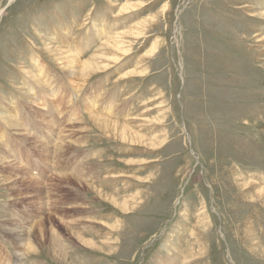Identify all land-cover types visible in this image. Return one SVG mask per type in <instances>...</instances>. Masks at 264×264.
<instances>
[{"label": "rangeland", "instance_id": "374dc122", "mask_svg": "<svg viewBox=\"0 0 264 264\" xmlns=\"http://www.w3.org/2000/svg\"><path fill=\"white\" fill-rule=\"evenodd\" d=\"M259 6L0 0V264H264Z\"/></svg>", "mask_w": 264, "mask_h": 264}, {"label": "bare ground", "instance_id": "6f19581e", "mask_svg": "<svg viewBox=\"0 0 264 264\" xmlns=\"http://www.w3.org/2000/svg\"><path fill=\"white\" fill-rule=\"evenodd\" d=\"M123 2V1H122ZM121 2V3H122ZM142 2V1H141ZM137 3V2H136ZM139 3V2H138ZM138 6L137 5H133L132 7L131 6H129V4L128 3H126V4H124L123 5V7L121 6V8H122V11H124V10H135L136 8H137ZM260 7V8H259ZM258 8H259V14H263L264 15V9L262 10V8H264V7H261V6H259ZM121 12V11H120ZM119 12V13H120ZM256 13V12H255ZM254 13V14H255ZM254 14L253 13H250L249 12V15H251V16H254ZM261 16V15H260ZM140 24H142V23H140ZM133 25V24H132ZM138 26H140V25H138ZM104 28V27H103ZM131 32H129L127 29L126 30H122V31H120V32H117V33H114L113 35H110V36H108L107 38H105L104 39V43L105 44H108V45H110V46H114V48H115V50H117L118 48V46L116 47L114 44H113V42H115V39H117L116 38V35L115 34H117L118 36H119V34L120 35H123V34H130ZM142 34V33H141ZM125 36V35H124ZM139 37V36H138ZM118 39H121V37H118ZM103 43V44H104ZM155 44V43H154ZM126 47V46H125ZM110 48V47H109ZM128 50V49H127ZM65 51V50H64ZM156 51V50H155ZM126 53H128L127 51H126V49H120L119 50V52H118V54L119 55H117L115 58H114V60H113V62H117L120 58H122V55H126ZM68 55H71L70 53H68ZM108 56V55H107ZM72 58V57H71ZM70 59V58H69ZM68 59V60H69ZM90 59H88L87 61H89ZM76 61V60H75ZM37 62V61H36ZM95 62H96V60H95ZM87 62H80V68L79 69H83L84 70V72L82 73V75L83 76H87L88 77V74H90L91 72H94V71H97L98 69H104V68H107V67H110L111 65H109V63H107V64H102L101 66H97V68H95V69H93V67H89V66H87V65H89L88 63L86 64ZM100 63H102V62H100ZM70 64V63H69ZM67 65V66H71V64L70 65ZM73 64V63H72ZM86 64V65H85ZM99 71H101V70H99ZM98 72V71H97ZM91 74H93V73H91ZM129 74V73H128ZM131 74H132V72H131ZM130 74V75H131ZM124 75H125V73H124ZM133 75V74H132ZM126 76H127V74H126ZM36 77H38V75L37 74H34V79H36ZM86 77V78H87ZM123 77V76H122ZM93 111V110H92ZM9 118H11V122L13 123L12 125H16L17 126V122L15 121L16 119L14 118V116L13 117H9ZM94 122L96 121V125H97V127H100V128H105V130H108V131H110V132H112V133H114V134H117L119 137H121V138H124V136L126 135L127 136V133H128V131L130 130H126L125 131V127L124 126H126L128 123H129V121H128V119H124V120H122V122L121 121H116V120H113V118H108V117H106V116H103V115H101V114H99L98 112L96 113V112H92V115H91V117H90ZM6 119H7V121H10L8 118H7V116H6ZM19 125V124H18ZM119 126H121V127H119ZM132 130V129H131ZM109 133V132H108ZM129 133H131V132H129ZM106 134V133H105ZM140 134V133H139ZM129 135V134H128ZM134 135H136L135 133H134ZM138 135V134H137ZM141 135V134H140ZM113 136V135H112ZM139 136V135H138ZM135 137V136H134ZM142 137V136H141ZM151 137H155V136H151ZM136 140V139H135ZM149 140V139H148ZM153 141V140H152ZM63 143V142H62ZM139 143H140V140H139ZM143 143V142H142ZM3 161H2V163L4 162H6V163H8V159L6 158V157H3V159H2ZM11 161V160H10ZM0 177H2V179H0V181L2 182V183H4L5 182V184H7V185H9V184H11V183H14L15 181H16V179H18L17 177H16V175H12V174H9V173H7V175H0ZM20 177V176H19ZM74 177V176H73ZM76 177V176H75ZM28 178H29V180L32 178V177H30V176H28ZM23 179V178H22ZM78 180H79V183H81V185H85L86 183H88L89 184V182H87L86 180H85V182L84 181H82L80 178H78ZM32 181V180H31ZM247 183V182H246ZM249 183V182H248ZM245 186V185H244ZM259 189V193L258 194H264V186L262 187H259L258 188ZM109 200H111V201H113L111 198H108ZM44 207V206H43ZM72 208V207H71ZM84 209H86V208H84ZM4 220V219H3ZM10 221H12L11 219H9ZM14 226L12 227V228H10V230H4L5 232H9L10 233V235H12V237L14 238V239H16V241L17 242H20V243H23L24 244V247H25V251H33V250H35V248H34V245H33V243H34V241H33V238H32V236L30 235V234H28V235H25L24 234V236L20 233L21 231H19V232H17V229L15 230V231H12V229L16 226V224H13ZM79 231V230H78ZM80 236V235H79ZM76 237V236H75ZM88 245V244H87Z\"/></svg>", "mask_w": 264, "mask_h": 264}]
</instances>
